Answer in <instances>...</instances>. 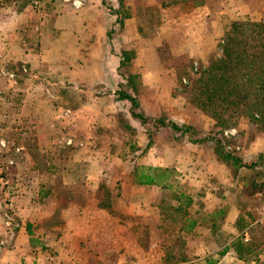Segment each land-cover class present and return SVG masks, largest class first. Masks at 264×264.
I'll return each mask as SVG.
<instances>
[{
  "label": "rangeland",
  "instance_id": "obj_1",
  "mask_svg": "<svg viewBox=\"0 0 264 264\" xmlns=\"http://www.w3.org/2000/svg\"><path fill=\"white\" fill-rule=\"evenodd\" d=\"M174 2L102 0L103 18L86 0H0V264H215L225 246L264 264V101L235 82L254 68L238 49L203 78L241 32L186 50ZM243 21L264 42V18Z\"/></svg>",
  "mask_w": 264,
  "mask_h": 264
},
{
  "label": "crops",
  "instance_id": "obj_2",
  "mask_svg": "<svg viewBox=\"0 0 264 264\" xmlns=\"http://www.w3.org/2000/svg\"><path fill=\"white\" fill-rule=\"evenodd\" d=\"M172 3L171 6L174 7V9H178L179 7L185 8L187 11L183 13H176L173 17L174 25H182L185 31L188 32V35L190 37L188 41V46L186 47V50H191L194 52H202L205 50V47L203 46L204 39L209 36L212 40V45L216 42V39L222 40L224 33L228 30L230 24L232 21L236 20H256L264 18V0H218V7L215 9L210 7L207 0H180L182 2H176ZM217 1V0H214ZM93 9L95 12H98L100 15L104 18V8L102 6V0H86V4L83 8V12H88V10ZM218 10V11H217ZM107 13V12H106ZM108 17H111L110 14H107ZM105 15V19L108 23V17ZM210 15V16H208ZM101 16V17H102ZM98 15L94 17L96 20V33L94 37L93 45H97L99 47H103V42H96V39H101L104 36V19L99 17L97 19ZM208 17L211 19L214 25L210 24L208 25ZM133 19L135 17H132ZM130 18H125V25L130 24L129 22ZM171 20V19H170ZM183 20V22H182ZM214 28H213V27ZM130 189L134 188V186L129 187ZM223 204L218 202V210L220 207H222ZM139 207V206H138ZM230 214L238 215L239 211H237V208L230 207L229 208ZM28 225H25L20 228V235L23 238V232L26 231L28 228ZM152 243V242H151ZM154 243L151 245V249H153ZM228 242L225 243L227 245ZM224 254L220 255L221 257L218 258V261H216L215 264H223V260L225 258H230L231 260H237L236 263L232 264H239L242 262V258L236 253V251L231 247H224ZM118 254L117 257L121 258V252L120 250H117ZM24 253V252H23ZM29 253L25 252V259L28 261H31V256L28 255ZM124 257V256H122ZM206 255L202 256H195L193 258H187L186 260L178 263H172V264H195L196 261L205 258ZM222 258V259H221ZM244 262H242L243 264ZM100 264V263H97ZM103 264H120V262L115 263H103ZM252 264H257L255 261H252Z\"/></svg>",
  "mask_w": 264,
  "mask_h": 264
},
{
  "label": "trees",
  "instance_id": "obj_3",
  "mask_svg": "<svg viewBox=\"0 0 264 264\" xmlns=\"http://www.w3.org/2000/svg\"><path fill=\"white\" fill-rule=\"evenodd\" d=\"M230 26L232 27V31L241 32L240 36L235 37L233 35L234 33H232V36L229 37L228 32L225 33L227 35V39L223 47L224 57L220 59V61H218V58H215L211 62L210 67L203 72V78H207L208 76H216L217 72L215 71V69L225 68L231 65V62H235V60H237L238 58L237 56H234V53L238 49H241L243 51V56L241 59L247 61V64H250L249 67L254 68L255 79L250 78L248 81H245L237 77L235 79V82L237 81L241 85L247 83L249 85L255 84L258 90L257 97H259V100L264 101V51H261V49H264V42H262L263 36H261L259 38V41L257 42L255 34L257 29L262 25L259 22L255 21L241 20L232 22ZM238 28H241V30H238ZM262 32H264V29L262 30ZM224 40L225 39H223V42ZM224 77L225 75L223 74L221 78ZM199 82H202V79H199ZM130 101L133 102L134 99H130ZM174 128H177L175 124ZM158 177L160 179L162 176L159 175ZM135 181L139 184H159L158 178L156 179L155 175L153 176L152 174L144 175L143 173H138L136 174Z\"/></svg>",
  "mask_w": 264,
  "mask_h": 264
},
{
  "label": "built area",
  "instance_id": "obj_4",
  "mask_svg": "<svg viewBox=\"0 0 264 264\" xmlns=\"http://www.w3.org/2000/svg\"><path fill=\"white\" fill-rule=\"evenodd\" d=\"M234 130H231L230 132H233ZM225 135H227V133H225Z\"/></svg>",
  "mask_w": 264,
  "mask_h": 264
}]
</instances>
